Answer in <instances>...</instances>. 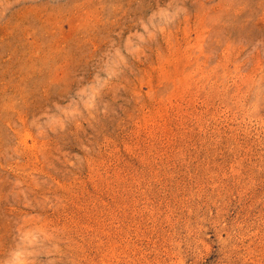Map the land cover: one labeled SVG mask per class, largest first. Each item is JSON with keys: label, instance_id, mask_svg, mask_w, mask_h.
I'll return each mask as SVG.
<instances>
[{"label": "rangeland", "instance_id": "obj_1", "mask_svg": "<svg viewBox=\"0 0 264 264\" xmlns=\"http://www.w3.org/2000/svg\"><path fill=\"white\" fill-rule=\"evenodd\" d=\"M0 264H264V0H0Z\"/></svg>", "mask_w": 264, "mask_h": 264}]
</instances>
